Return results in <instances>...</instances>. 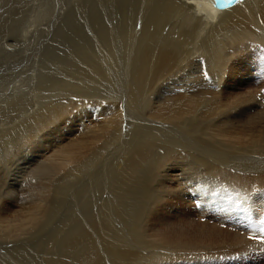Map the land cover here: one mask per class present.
Masks as SVG:
<instances>
[{
	"label": "bare ground",
	"instance_id": "6f19581e",
	"mask_svg": "<svg viewBox=\"0 0 264 264\" xmlns=\"http://www.w3.org/2000/svg\"><path fill=\"white\" fill-rule=\"evenodd\" d=\"M8 6L9 0H0V10ZM45 13L48 24L67 19L63 39L45 43L52 30L44 23L23 43H6L0 50L1 99L12 90L4 79L12 77L20 85L30 79L29 64L42 66L32 79L34 95L29 96L28 88L19 89L25 105L5 116L20 126L0 132V247L13 250L31 230L45 229L60 213L79 219L70 212L80 207L78 197L86 190L73 194L72 204H67L69 184L96 172L101 153L111 147L123 165L115 182L125 199L122 204H144L140 219L133 217L137 243L131 247L125 242V213L116 214L104 197L100 202L106 214L90 225L81 222L83 235L62 239L58 252L67 256V264H101L102 254L109 252L115 264H247L253 249L264 250V0H242L228 9H219L214 0H53ZM12 56L26 58V66L13 62ZM135 57H140L137 64ZM127 59L126 68L135 64V69L131 77H121L119 60ZM201 64L212 86L202 77ZM16 70L19 76L13 74ZM62 77L73 81L67 85L60 82ZM165 85L182 94L152 101ZM111 90L128 95L113 101L106 96ZM56 95L60 97L55 100ZM125 102L134 106L132 113H125ZM140 105H146L145 114L152 112V118L176 125L178 131H161L167 129L164 124L154 129L160 134L143 128L137 123L142 120ZM184 116L193 118L185 121ZM5 118L0 117L2 127ZM13 132L19 137L11 136ZM15 148L25 153L29 166L22 167L21 154L7 159ZM140 169L147 174L140 175ZM227 195L244 203L261 195L262 208L260 203L255 207L262 224L251 226L249 219L236 218ZM167 203L199 208V217L207 220L183 225L186 220L175 222L172 208L165 221L154 225L157 209ZM87 204L88 211L80 210L92 217L99 203ZM213 205L216 213L224 211L218 224L214 216L206 218L211 213L205 207ZM228 221L235 228L224 231ZM99 229L108 240H100ZM260 261L264 264V257Z\"/></svg>",
	"mask_w": 264,
	"mask_h": 264
},
{
	"label": "rangeland",
	"instance_id": "374dc122",
	"mask_svg": "<svg viewBox=\"0 0 264 264\" xmlns=\"http://www.w3.org/2000/svg\"><path fill=\"white\" fill-rule=\"evenodd\" d=\"M48 1L51 2L53 0H46V2L44 4V7L42 9V5H43L44 0H9L8 9L0 10V43H3V44H0V50L4 49V47L7 45L6 43H23L24 41H26L27 39H29L31 37L33 30H36L39 26H41V24L43 25L44 23H46L49 26V28L52 30L51 33H48L49 34L48 35V38H47L48 41H46L45 43H56L57 41H60L61 39H63L62 38L63 33L65 32V30L67 28V25H68L67 19H65V17H61L57 22H55L53 24H48V21H49L48 20V16L45 13V7H46V4H47ZM66 7L67 8L69 7V4L68 3H66ZM42 21H43V23H41ZM1 38H4V39L1 40ZM12 47H15V46H12ZM63 49L66 50V48H63ZM15 50H20V49L17 48ZM5 51H6V53H8L7 52V49ZM1 55L4 56V54H1L0 53V56ZM9 55L10 54H8V56ZM125 55L126 56H129V55H131V53H127ZM18 58H19V56H16V58L14 56L11 57V59H12L13 62L15 60H17V64L23 66L26 63V61H25L26 58H20V60ZM139 59H140V57H135V64H137L136 63L137 62L136 60H139ZM21 61H22V63H21ZM37 61H39V62L42 63V59L41 58H39ZM129 62H130V59H127V60H119V63H120V65L122 67V70H123V71L121 70V73H120L121 77L124 75V73L128 74L131 77V73L135 69V67H134L135 64L132 65V66H130V67H127L126 68V65H128ZM37 65L38 64L31 63V64H29L27 66L28 68L30 67L29 68V71H30V79H24L20 85L18 83H15V82L11 81L12 80L11 79L12 77L11 78L8 77V78H6V79H4L2 81L3 83H6V84L9 83V81H10V88L12 87L11 88L12 90H10L8 92V94H3L2 95L3 99L0 98V117L1 118H5V116L7 114H13L15 112V108H17L18 105L19 106H22V107H23V105H25L24 102L26 101V96L24 94H18V93H16L19 89H21V88L27 89L28 88L27 90L31 91L29 96L32 97V95H34V93H32V92H35V86L36 85L34 87L31 86L33 84L32 83V79L39 76V74L41 73V70L40 69L42 68V66H37ZM124 65H125V67H124ZM25 66L26 65H24V67ZM23 69H20V71L23 70ZM20 71L19 70H16L15 73H13V74L19 76ZM8 74H10V73H8ZM202 74H203L202 77L204 78V80L209 84V86H212L213 80L210 78V75H208L209 73L206 70V65H202V73H201V75ZM72 81H73V78L70 80L69 77H62L60 82L66 83L68 85L69 82H72ZM184 83H185V85L187 84L186 82H183L182 83L183 86H184ZM261 83L263 84L264 81L261 82ZM189 84H190V86H192L191 83H189ZM200 86L202 88H204V87L207 88V86L204 85V84H200ZM212 88L213 87H211L210 89H212ZM160 89H162L163 91L160 90ZM157 90L155 91V93L152 96V101H156L157 99H160V96L169 97L171 95H179V94H182L181 93L182 92L181 90H176L173 86H169V85H165L164 88L161 87V88H158ZM107 92H109V93L106 94L107 98L108 99L110 98V100H113V101L114 100L116 101L119 96L121 97L122 96L121 94H123V96L124 95H128L127 94L128 92H124V91L117 92V91H112L111 90V91H107ZM0 93H2V92H0ZM66 93H68V91H66ZM105 93L106 92H103L102 94H105ZM84 94H86V93L84 92ZM0 96H1V94H0ZM59 97H60L59 95H56L54 97V99L55 100H56V98L59 99ZM40 98H42V97H40ZM33 100H35V99H33ZM120 104H122V103L120 102ZM125 104H126V108H127V110H126L123 107V109L125 110V113H127L126 111H128L129 113H132L134 111V106L131 105V104H127L126 102H125ZM125 104H123V105L125 106ZM141 106H142V108H141ZM155 106H157V103L156 102H154L153 105H151V111L154 110ZM254 111H255V108L250 109V113H252ZM145 112H146V105H140V111L137 114L139 115V118L140 117L142 118V120H138L137 123L139 125H142L143 128L152 129L156 134H160L159 131H155L154 129H160L159 126L162 125V124H164V126L167 129H164V130H161V131H166V130L167 131H172V132L173 131L174 132L178 131L176 125H170V124H166L164 122L155 120L154 118L151 117L152 112H150L149 115L148 114H145ZM234 112L236 114V111H234ZM237 112H239V111H237ZM141 114H143V115H141ZM192 118H193V116H192ZM192 118L190 116H184V120L185 121H189ZM3 120H4V126L3 127H2V125L0 126L1 127L0 128V132H4L5 131L6 133H9L11 130H8L7 128H10V129L13 128V130H16L20 126L17 123H15L13 125L14 119L11 116H9V117H7V118H5ZM227 121H228V119L226 121H223L222 123H226ZM171 126H172V128H171ZM122 127H123L122 132H123V134L125 136L126 135V128H127L126 121H125V123L123 124ZM13 133L11 134V136H13V137L16 136L15 138H18L19 137V135H18L17 132H13ZM135 136H136V134H133L130 138L131 139H134ZM65 137H66V139L67 138L70 139V137H68V136H65ZM6 140H7V138H6ZM108 145L109 146H113L112 144H108ZM247 148H250V146H247ZM161 151L162 150H160V152ZM19 154H21V152H19L18 148H15L14 149V153H13V155H15V156L8 155L9 157L7 159L13 160V159L17 158L19 156ZM24 154L25 153H22L20 155V158H22L21 159V164H23L22 167H27L26 165L29 166V163H27L28 162L27 158L24 157V156H22ZM243 155L245 157H247L250 154H243ZM111 156H114V157H111ZM117 156H118L117 151H115L113 148L109 147L106 151H104V152L101 153V157L98 159L97 164H96V166L99 165L98 170L96 172H94L93 174H91L89 177L84 178V180H83V178L78 177V178H76L74 180V181H76L75 184H74V181H72L69 184L70 185V190L68 192L69 196H68V202H67V204H70V203L72 204L73 194L78 195L79 193L83 192L84 190H86V194H89V196H87L85 193L82 194V195H80L78 197V203H82V204L80 205V207L79 206H75V207H79V208L76 210V208L74 207L75 210L70 212V213H73L76 217H78V218L80 217L79 219L72 218L73 220H71L70 219L71 217L65 216L63 213H60V214H58L60 217L58 215L55 217V219H57V221L53 222L51 225L47 226L45 229L34 228L33 230H31L30 231L31 233L29 232L24 237V239H22L18 243H16V246L14 248L15 250L14 249L13 250L12 249H8L5 246L0 247V258H1L0 259V264H12V263L13 264L14 263L15 264H20V263L21 264H67L68 263L67 256L65 254H61V253L58 252V248H59L60 243L62 242V239L63 240H66V239L72 238L73 236L83 235V230L82 229L85 226L84 224H82L83 222L90 225V222H92V221H99V218L102 215H105L106 212H107V211H104L105 210V207H104V205H101L103 203L100 202L101 199L104 198V197H108L109 200L113 203V206H114L113 209H115V211L117 210L116 211V214H118L120 212L121 214L123 213V215H124V213H125L124 216L127 218V221L129 223V225H128V228L129 229L124 228L123 224L121 225V228L124 229L123 230V232H125L124 235L128 239L125 242H128V245L130 244V246L133 247L134 244L137 243L136 242V234H137L136 233L137 232L136 230L137 229H135V231H136L135 233L136 234L133 233L134 232V228H137V226H134V225H137V223H138L137 220L134 221V219L137 218L138 216H139L138 218L140 219V215L142 213L141 209L143 210L144 204H143V202H138V203H133V204H122V202L125 201V199L123 197V194L121 192H119L117 190V188H116V183H117L116 182V179L117 178H119V179L121 178V176H122V172L121 171H122L123 165H121L119 163V159H118ZM12 171H14L15 173H17L18 175L21 174L20 176H24V175H27L28 174L27 172H24L23 170H12ZM141 171L142 170L140 169L139 170V174L140 175H146L147 174L146 170L143 169V171L142 172ZM98 173H100V174H98ZM95 174H97V175H95ZM108 180H109V182H108ZM105 183H106V185H105ZM111 188H113V189H111ZM18 191H19V189H18ZM18 191L16 190V192H18ZM87 191H89V192H87ZM257 194H259V193H257ZM224 198H226V202H227L226 204L229 207L232 208L233 213H236L237 214L236 215V218H238V219L241 220V216H242V217H245V219H249L248 220L249 221L248 223L251 226L252 225L262 224L260 222L261 221V218L259 216L260 213H259V215L256 214V213H258L257 211H259L256 208L257 205H259V203H260V201H258V200L259 199H263V197L261 195L260 196L258 195L255 198H252V197L249 198V200H248L247 203L241 202L242 200H240L239 197H234V196L232 197V196L227 195V197H224ZM256 198H258V199H256ZM229 199H230V201H229ZM87 201L88 202H93V203H99L100 204V205L98 204V205L94 206L93 209H92V211H91L94 214L95 217L94 216L87 217V216H85L83 214V212H82L83 209L84 210L87 209V211H88ZM240 202H241V204H240ZM261 202L264 203L263 201H261ZM262 203H260L259 207H261V204ZM8 204L10 206L11 205H13V206L16 205L15 202H9ZM81 207H82V210H80ZM182 207H184L185 210ZM216 207L217 206H214V208L212 207L209 210H208L207 207H205V209H207L208 213L209 212L211 213L206 218H209V217H213L214 216V219L213 220H214L215 223L218 224V222L222 220V218H221L222 215L221 214H223L224 211H222V209H221V210H218L217 213H216L215 210H214ZM247 207H249V208L252 207L253 209L250 210ZM11 208L14 209V207H11ZM172 208H173L174 212L176 213V215H174V217L176 219L175 222L183 221V219L186 220V221H183V223H181L183 225H190L191 223H195V222H199V221L201 223H203L204 220H207V219H205V217H199V213H198L199 208L191 209V207L188 206V205L167 203V204H164L163 206H161V207H159L157 209V211H156V213L154 215V218H155L154 225H156L160 221H165V215L168 214L172 210ZM136 209L139 212H136L135 213V210ZM64 210H66V209H64ZM79 211H81V212H79ZM100 213H102V214H100ZM138 214H140V215H138ZM245 214L247 216H245ZM262 214H264V213H262ZM133 217H135V218H133ZM66 218H68V219H66ZM139 219H138V221H139ZM242 220H244V219H242ZM61 221L62 222L64 221V222L61 223ZM66 221H67V223H66ZM133 221H134V223H133ZM190 221H193V222H190ZM57 222H58V224H57ZM117 222L119 223V220L118 219H117ZM230 225H231V222L228 221L227 224H224L223 225V230L224 231H226V230H233L235 228L233 225H231L232 227ZM132 226H133V229H132ZM224 226H226V227H224ZM78 228H79V230H77ZM37 229H38V231H37ZM62 229H64V230H62ZM131 229L133 231H131ZM260 229H263L262 226H260ZM79 231L81 232V234H80ZM32 232H34V233H32ZM98 232H100V235H99V238L101 237L100 240H102V241L108 240L107 238H105L103 236V234L101 232V229H99ZM55 237H57V238H55ZM94 237L97 239V236H94ZM110 238H111V236H110ZM23 246H26V247H23ZM81 248L84 249L85 248V245H82ZM147 250H150V248L147 249ZM257 250L258 249H253L252 250V252H254V253H253V255H251V259L250 260L247 258V262H248L247 264H263V263H261L262 261H260V260H261L262 257H264V250H262L259 253H258ZM15 252H17V255L15 254ZM45 252H48L49 254H47V256H44L45 255ZM104 255H107V256H104ZM111 255L112 254L110 252L109 253H106V254H102V258L103 259L105 258V260L101 264H115L114 263V260H113V257ZM29 258H30V260H29ZM60 261H62V262H60Z\"/></svg>",
	"mask_w": 264,
	"mask_h": 264
},
{
	"label": "water",
	"instance_id": "95a60500",
	"mask_svg": "<svg viewBox=\"0 0 264 264\" xmlns=\"http://www.w3.org/2000/svg\"><path fill=\"white\" fill-rule=\"evenodd\" d=\"M216 7L226 9L236 4L239 0H214Z\"/></svg>",
	"mask_w": 264,
	"mask_h": 264
}]
</instances>
